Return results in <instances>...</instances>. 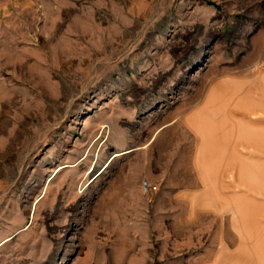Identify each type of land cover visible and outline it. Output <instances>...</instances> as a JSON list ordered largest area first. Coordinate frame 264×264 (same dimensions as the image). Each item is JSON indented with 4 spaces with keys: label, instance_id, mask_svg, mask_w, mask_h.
<instances>
[{
    "label": "rangeland",
    "instance_id": "1",
    "mask_svg": "<svg viewBox=\"0 0 264 264\" xmlns=\"http://www.w3.org/2000/svg\"><path fill=\"white\" fill-rule=\"evenodd\" d=\"M218 80L237 159L209 174L238 178L234 216L197 205L214 192L183 125ZM257 95L264 120V0H38L6 18L0 264H200L237 247L263 204L239 134Z\"/></svg>",
    "mask_w": 264,
    "mask_h": 264
},
{
    "label": "crops",
    "instance_id": "2",
    "mask_svg": "<svg viewBox=\"0 0 264 264\" xmlns=\"http://www.w3.org/2000/svg\"><path fill=\"white\" fill-rule=\"evenodd\" d=\"M37 1L38 0H0V29L4 25L6 18L18 11L32 9L36 6ZM229 83L230 81L228 80H218L213 83L210 91L205 95V102L202 101L200 105H196L193 111H191L192 114L183 121V125L196 136L198 151L195 153L193 159L198 163L201 162L200 165L197 164L196 168L198 172H200L202 168L204 172H207L204 178H208V180L204 183L203 187L205 189L203 191H208V187L212 186L214 192L212 200H201L197 202V205L204 203V209L209 210L212 208L213 213L219 216H234V207L231 205V200L236 193L235 190L238 182V178L232 173L227 177L225 175L214 180H210L212 176L209 174L215 166L218 167V161H231L237 159L236 154L231 151L233 147L229 139L231 131H228L229 129H233L235 132L237 126L236 120L232 118L235 117V114L228 110V103L234 96L229 88L226 87ZM258 99V95L253 99L251 98L249 101L247 98L250 109L246 107V110H250V113L255 115L254 117L252 116L253 118L249 117V121L239 127L240 139L245 147V152L242 153L241 156L244 160L251 162L249 164L248 176L252 178L254 171L255 177L259 178L262 182L261 187L256 189L260 194L256 195L260 196L261 201L258 202H262L263 204L261 203L262 205L259 206L260 209H253L251 214L256 217L253 219L254 223L257 225L256 231L243 233L242 235L237 234L235 239L238 242L243 241V243L238 244L235 248H229L227 245L221 244L212 251L211 260L200 264H264V168L256 166V170L252 169V160L258 161L264 158L261 157L264 155V120L262 106ZM217 101H221L219 105L222 103L223 106L220 105L215 108L216 105H208V103L214 104ZM218 110H223L226 115H229L232 122L230 124L220 125L223 129H220L218 125H214L210 129L209 124L204 122L209 116L213 119ZM246 110L243 112L246 113ZM244 189L246 192L247 190L251 191L250 189H252V186L245 185ZM248 220V218L243 219L241 217L240 224L246 225ZM232 222L233 220L231 223Z\"/></svg>",
    "mask_w": 264,
    "mask_h": 264
},
{
    "label": "built area",
    "instance_id": "3",
    "mask_svg": "<svg viewBox=\"0 0 264 264\" xmlns=\"http://www.w3.org/2000/svg\"><path fill=\"white\" fill-rule=\"evenodd\" d=\"M141 188L143 189L144 192H149L150 191V185L147 183L141 184Z\"/></svg>",
    "mask_w": 264,
    "mask_h": 264
}]
</instances>
